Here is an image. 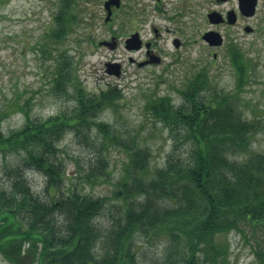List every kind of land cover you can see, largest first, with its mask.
<instances>
[{"label":"trees","instance_id":"obj_1","mask_svg":"<svg viewBox=\"0 0 264 264\" xmlns=\"http://www.w3.org/2000/svg\"><path fill=\"white\" fill-rule=\"evenodd\" d=\"M77 3L58 0L46 47L59 43L79 21ZM229 52L235 91L211 86L207 74L196 71L181 88L178 103L167 93L146 99L144 109L163 123L172 141L164 164L151 168L149 147L96 119L98 111L122 98L120 89L107 86L87 94L74 83L71 57L58 50L51 92L63 95L73 83L74 104L32 117L25 101L21 125L7 132L0 127V153L18 155L9 169L14 173L9 186H0V253L18 264L26 257L37 264H141L134 248V237L140 235L163 239L161 253L148 264H223L225 248L216 235L249 224L262 232L255 253L258 264H264V151L250 148L262 125L244 117L238 99V89L250 76L247 59L235 45ZM91 125L108 143L122 142L127 155L114 192L122 201L121 214L105 229L96 223L105 197L65 187L59 155L67 130L87 137ZM99 161L98 176H106L105 162ZM27 169L44 176L48 199L32 189ZM93 173L79 177L91 182L98 177Z\"/></svg>","mask_w":264,"mask_h":264},{"label":"rangeland","instance_id":"obj_2","mask_svg":"<svg viewBox=\"0 0 264 264\" xmlns=\"http://www.w3.org/2000/svg\"><path fill=\"white\" fill-rule=\"evenodd\" d=\"M58 0H0V127L4 132L15 128L24 120L20 107L27 101L32 117H46L75 102V85L83 87L87 94H97L102 88L113 86L120 89L122 98L101 109L96 119L107 122L117 135L138 140L151 150V168L162 166L171 148V138L160 120L145 109L151 95L167 93L175 103L181 100L180 90L196 71H204L210 85L235 91L236 73L230 62V46L235 45L247 59L249 78L238 89V99L244 117L257 119L262 128L253 136L251 150L264 151V12H259L253 24L254 33L242 31L240 25L221 26L209 23L203 13L189 11L180 19H169L173 8L164 12L149 9L142 12L139 32L144 38L154 40L155 49L163 56V63L139 67L131 64L128 56L141 57L124 46V38L130 27L123 24L119 12L111 22L105 21L102 0H78L79 21L55 46L46 47L47 31ZM126 25V26H125ZM159 30L154 35L152 28ZM208 28L219 31L223 42L208 46L200 35ZM115 46L99 44V40H111ZM179 37L183 45L175 48L172 38ZM64 49L71 57L76 72L75 85L71 83L63 95L52 94L54 57ZM213 50L216 56L212 55ZM109 60L122 64L118 76L108 74L104 63ZM87 137L67 130L59 142L60 157L64 162L67 178L65 187H75L92 196H104L105 205L96 217L102 229L109 227L121 214L122 201L114 195L117 180L127 160L122 142L108 143L95 125L90 126ZM104 142L101 145V142ZM103 158L107 175L98 176ZM18 161L16 152L0 153V186L8 187L14 173L9 169ZM21 167V171H22ZM94 172L91 182L79 176ZM93 174L91 177H94ZM32 189L44 199L48 192L44 176L33 169L25 170ZM52 190H49L51 192ZM56 221L59 216L56 215ZM160 239V241H159ZM134 237L137 260L148 264L151 257L159 255L164 247L162 237ZM216 241L225 248L223 264H258L255 248L262 246V232L245 224L243 230H230L216 235ZM0 264H18L7 260L0 253ZM21 264H37L24 258Z\"/></svg>","mask_w":264,"mask_h":264},{"label":"flooded vegetation","instance_id":"obj_3","mask_svg":"<svg viewBox=\"0 0 264 264\" xmlns=\"http://www.w3.org/2000/svg\"><path fill=\"white\" fill-rule=\"evenodd\" d=\"M102 8H104L105 17L109 13L107 22L114 20V15L118 12L123 15V24L130 27L124 40L134 32L139 34L141 40L139 46L128 50L137 52L141 57H134L130 60L129 56L131 55H129L128 61L131 64L143 62L141 65L143 67L161 64L164 60L163 56L155 49L154 40L144 38L139 32L142 12L149 9L164 12L166 8H173L174 13L168 18L175 20L185 16L189 11L197 13L199 10L205 9L203 15L209 23L230 27L240 25L242 31L252 34L258 30V25L253 24V20L258 19L259 12H264V0H102ZM244 8H255L254 13L249 14ZM211 11L217 12L215 17L217 22L208 18V13ZM247 26L249 29L245 28ZM152 31L154 35H159L158 28L153 27ZM174 39H177V45L174 44ZM112 40L113 43H116L115 36H112ZM172 44L175 48H180L183 42L181 38L173 37ZM209 51L213 55V50L209 49Z\"/></svg>","mask_w":264,"mask_h":264},{"label":"water","instance_id":"obj_4","mask_svg":"<svg viewBox=\"0 0 264 264\" xmlns=\"http://www.w3.org/2000/svg\"><path fill=\"white\" fill-rule=\"evenodd\" d=\"M248 13H253L254 8H245ZM217 12L211 11L208 13L209 19L213 21H218L216 17ZM248 28V27H246ZM202 38H204L210 45H218L222 42V37L217 31L213 30H208L203 33ZM175 44H177V39L174 40ZM101 44L108 45L109 47L113 46L112 41H107V40H101ZM140 44L139 42V37L138 33H133L129 38L126 39V47L131 48V47H138ZM106 71L108 73H113L115 75L119 74L120 71V64L118 62H106Z\"/></svg>","mask_w":264,"mask_h":264}]
</instances>
